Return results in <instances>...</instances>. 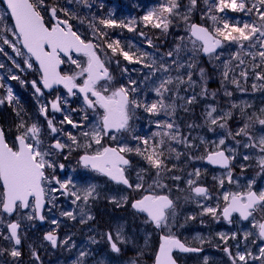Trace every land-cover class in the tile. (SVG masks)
I'll list each match as a JSON object with an SVG mask.
<instances>
[{
    "label": "snow or ice",
    "instance_id": "snow-or-ice-1",
    "mask_svg": "<svg viewBox=\"0 0 264 264\" xmlns=\"http://www.w3.org/2000/svg\"><path fill=\"white\" fill-rule=\"evenodd\" d=\"M6 7L3 9L4 15H0V39L2 43L12 48L17 56L26 55L24 64L29 69L33 68V59L39 66L40 83L45 89H53L55 86H63L67 92V97H82L83 107L79 109L83 112L82 119L89 121L87 125L74 121L69 114H65L61 124L67 123L73 128H79V136L83 137L81 141L77 135L71 132H64L63 129L54 125L53 119L48 118V106L41 105L39 112L47 121L49 132H44L42 126L38 122L28 123L22 115V109L18 108V99L14 97L11 87L6 88V94L0 97V106L7 103L13 107L19 118L16 125V135L9 141L3 128H0V229L6 228L7 234L0 230V238L9 241L12 245L10 250L0 249V255L5 251L16 260L21 256L19 245L21 244V221H44L45 216L42 214L45 205L50 204L56 207L55 201L59 192L61 195L71 197L72 204L76 205L77 211H62L61 215L69 219L76 220L79 216V222L86 224L88 221L94 220L95 217L91 213V201L98 199L95 185H85L82 191L77 190L76 181L71 178L61 179L54 175L57 167L64 169L63 164H59L54 156L62 154L65 148L69 152L77 148H84L85 153L79 159V163L85 169L107 177L116 184L124 185L125 188L133 191L144 190L147 194H142L138 199L131 203V208L137 214H145V223L154 225L156 229L164 232L159 238L158 249L154 252L153 264H177L176 258L173 256L175 251L182 253L199 252L202 249L190 247L182 242L175 234L171 232V221L174 220L175 202L167 194H161L155 191V188H167L166 184L161 182L162 174L171 171L167 165V159L171 158L172 153H176L178 159L181 155L171 146L170 142L183 144L186 148L194 147L187 137L181 135L178 125L172 117L175 116L177 104L173 96H166V93H176V87L170 85H179L185 83L183 76H177L174 79L171 76L159 78L160 83L153 88L157 97L154 101L149 102L147 99L140 100L135 93L140 89V85L136 80L128 78L127 84H117L116 77L109 71V64L115 62L119 66V61H113L108 56V50L112 56L117 53L129 63L141 64L142 67L148 68L149 72L144 75L145 81L154 76L157 72L168 73L170 65L164 61L157 64L155 59L149 60V53L132 52L121 47L119 39L105 40L108 33L101 28H97L92 24L93 38L102 40V44L94 43L91 40L86 41L82 36L73 30L68 19H61L58 16V8L50 6L48 0H2ZM83 4L85 7H91L89 0H70ZM208 4V11L212 13L215 8L216 12L224 13L226 9L233 13L241 12L246 15L255 14L257 19L254 21H239L235 18H229L227 15L217 16L215 14L208 15V19L212 22V27L198 25L190 21V15L197 7V0H188L185 11L181 12L182 5L179 0H164L158 8H153L143 15L142 20L145 27L151 26L154 29H161L164 33L168 32L169 25L173 23V18L183 21L185 31L188 33V43L191 45L189 49L193 53V58L198 53H203L209 57V60H220L222 55L217 50L224 46L223 42L235 43L237 50L232 54L230 61L223 62V80L229 81L230 73L235 69H239V76L247 81L249 72H251L255 80L264 81V0H213L209 4V0H204ZM59 11L64 12L71 19L74 13L60 8ZM45 14L53 23L46 22ZM10 15L14 21L12 28H8L4 24L5 16ZM79 18V17H77ZM99 24L103 28L127 27L129 32L136 31V21L128 24L117 23L115 19H100ZM11 33L13 39H9L5 33ZM138 35L145 37L143 31ZM181 43L178 44L174 51L166 53L175 64L177 69L185 67L179 61L180 52L188 47L185 44V37L178 38ZM145 42L148 47H155L151 37H146ZM17 45H22L23 51ZM99 50V51H98ZM3 48H0V52ZM76 54V56L73 55ZM99 53H103V56ZM77 57H83V60ZM175 57V58H174ZM244 57L249 58L246 60ZM66 58V59H65ZM236 61L235 65L230 68L231 61ZM75 65L76 71L72 74H62L60 66L64 63ZM4 65L0 64V68ZM19 68V64L16 65ZM195 67V64L189 62L188 69ZM261 69V71H257ZM200 79L205 81L210 78L206 75L204 68L198 69ZM128 72L126 67L121 68V74ZM12 80H19L17 75H10ZM2 79V78H0ZM79 81V82H78ZM231 83L239 87V81L235 75H232ZM24 84V81H20ZM155 84V81H153ZM187 83L192 86L191 71L187 72ZM5 85L0 83V88ZM31 87L37 96H42L43 92L38 87V82L33 80ZM253 89H257V85H252ZM264 87V85H261ZM226 96L231 97L232 93L225 89ZM201 95H208L207 87H203ZM213 97L215 94H212ZM67 97L57 96L50 101L51 110L53 112H62L63 105L68 104ZM197 97L194 95L187 98L186 104H192ZM171 101V102H168ZM238 107L232 104V108ZM143 109L144 112L152 116H159L163 113L169 117L168 121L156 122V127L160 131L153 132L151 137H142L133 135L132 139L137 140L139 145L130 147L126 140H123V133L131 132L130 121L137 115V109ZM88 110L94 115L95 120L89 119ZM188 111V108H184ZM76 111V109H72ZM261 114H248L245 109H241L242 116L246 117L242 126L232 131L228 128L227 121L233 118L231 110L218 113L217 107L209 105L205 110V124L209 131H215L216 128L226 130L225 136L218 141L213 142V147L206 149V156L200 159H206L209 164L217 165L227 170L226 179L229 184H236L237 190H227L220 194L218 200L222 198V207L217 203L216 207L207 206L199 203L202 209L201 214H209L214 220L219 221L221 218L233 223V215L237 214L241 221H250L251 226L255 229L253 232H245L244 239L249 236L264 241V216L256 217L258 211L264 213V189L258 191L253 190L254 180H248L246 184L241 185L239 179H234L232 174V161L236 159V149L226 144V138H231L246 150L242 154L244 161L250 159L256 160V165L261 173H264V109ZM215 114V115H214ZM259 125L261 133L259 136L254 135L255 125ZM193 127V125H189ZM67 135V142H62L57 138V134ZM49 137L55 138L54 142L46 143ZM240 137V140L236 138ZM107 138L112 141H118L117 147L102 144ZM158 138V139H157ZM122 141V142H121ZM201 143H207L201 141ZM93 144L99 147L92 149ZM75 146V148L73 147ZM167 146V147H165ZM168 153V156L165 153ZM135 153L140 156L150 169H155V176L152 183L145 187V174L148 169L140 168L136 172L135 183L130 182V178L126 173L132 167L131 161L126 157V153ZM226 153H229L226 155ZM67 159V155L64 157ZM248 165L241 164L240 168L243 172ZM53 170V174L49 175L48 170ZM259 174V173H258ZM200 176V170L189 174L186 183L194 197H201L204 200L210 199L209 191L203 186H198L196 180ZM225 178L219 179L220 187L224 186ZM172 180H180L179 176L173 175ZM55 185H58L56 187ZM192 197H186L191 199ZM128 201L127 196H122L119 200L110 198L109 202L116 204L117 207L124 206ZM27 210V211H25ZM17 214L18 219L15 221H6V216ZM194 217H189L192 219ZM53 224L59 222L55 219L51 221ZM219 237L227 244L228 237L220 233ZM71 237L65 238L60 243L67 245ZM103 239L108 244L112 253L120 254L121 244L129 243V239L125 236L122 225L117 224L113 231L103 234ZM231 239H236V235L232 234ZM44 240L48 241L53 248L58 247V237L54 231H49L44 235ZM90 242L95 244L97 241L94 237H90ZM256 240H253L255 243ZM147 243V241H146ZM75 247V244L72 245ZM238 247V246H237ZM223 251L228 255L232 264H249V261H260L264 264V246L259 247L258 254L251 251L241 252L237 250L233 254L229 247H224ZM89 252L81 249L77 260L74 264H87L86 258ZM32 256L39 261L40 257L36 251H32ZM205 264H208L207 257L204 258ZM16 264H19L16 260ZM129 264H139L137 260H132Z\"/></svg>",
    "mask_w": 264,
    "mask_h": 264
},
{
    "label": "rangeland",
    "instance_id": "rangeland-1",
    "mask_svg": "<svg viewBox=\"0 0 264 264\" xmlns=\"http://www.w3.org/2000/svg\"><path fill=\"white\" fill-rule=\"evenodd\" d=\"M162 1L164 2V0H161V2L160 0H158L159 4L162 3ZM179 1L184 6L181 12H184L188 0H186V2L185 0ZM159 4L155 3V6ZM72 6L76 10V14H79V16H81L82 11H84V5L75 2V4H73ZM204 13L207 14L206 12ZM204 13H202L200 6L197 4L196 9L193 10L190 15V21L194 23L196 21H200L202 24H206V15ZM179 21L180 23L176 24L177 27H170V31H172V35H176L175 39L173 40L175 46L181 43L178 38L182 36L185 37L184 43L188 44V47L181 51L179 55V61L183 63L185 67L177 69L175 64L171 66L168 62L169 60H166V62L170 65L169 72H157L154 76L146 81L148 83L147 86L150 90V93L152 94V96L156 97L153 88L160 83L159 78L171 76L175 81V78L179 75L183 76L185 79V83L179 85H170V87H176L177 89V92L175 93V101L177 107L181 109L180 111L183 112V115L180 116V120L186 121L184 132L189 128L186 137L189 139L190 143L194 145V147L186 148L182 144V150L180 151L181 155L178 158L179 161H181L182 170L180 171V175H176L181 179L178 181L172 180L170 179V177H172L171 174L166 173V177L164 176V174H162L161 182L163 184H166L167 188H155L156 192L167 194L169 195V197H172L176 201H178L177 207L175 209L176 215L174 217V220L171 221V232L176 236L178 235V223L183 213L181 202L183 204H188V200L186 198L184 200H182L181 198V186L188 187L186 181L189 178V174L194 173L197 169H199V178L197 179L194 175L191 177L192 179L196 180V184L206 181H214L213 184L217 186V189H222V187H220L219 183L215 181L226 177L225 173L222 172H220V174L218 175L214 174L216 170L213 169L214 171H212V169L206 166V164L204 163V159H200V157L206 156V149L213 147V142L218 141L221 137L225 136L226 132V130H221L219 128H216L215 131H209L208 126L204 123V113L207 107L209 105L216 106L218 113L221 114L223 112L231 110L233 118L227 121V125L228 128L232 131L237 130V128L242 126L246 120V117L242 116L241 114L242 108L245 109L248 114L256 115H260V110L264 109V87H261V85H264V81L255 80V77L251 72H249L247 81H245L243 77H240L238 79L239 87H237L236 84L230 82L232 77L229 78V81L223 80L222 70L218 66V62L221 59L228 58L232 52H235L233 51V44L232 46L229 45V42L228 45L225 44L224 48L220 51L222 53L220 60L210 61L209 57L205 59L202 56V52L196 54L195 58H193V53L189 50L191 48V45L188 43V33H186L185 31V25L183 21ZM79 32L82 35V38L85 39L86 36L87 39L95 40L93 38V33H91L90 31H82L81 28V31ZM5 35H7L9 39H13L10 32L5 33ZM1 40L2 39H0V41ZM159 44L161 46L168 47L169 42L162 41ZM17 46L20 47V45ZM8 48L9 51H13L11 47L8 46ZM170 49H166V53L172 51ZM13 53L15 54L16 58L12 59L13 63L16 64L18 63V61H22V67L19 69L23 70V72L28 77V79H26L27 81L25 82V79H23L21 76H18L19 80H17L15 84L18 85L21 80L24 81L25 83L23 84L21 90L25 91L31 102L38 107V110H36L37 114L35 115V118L26 121L28 123L38 122L42 126V129L44 128L47 133L49 132L47 128V121L43 119L42 115H40L39 108L41 107V105H43V102L48 100L42 99L40 96L38 97L34 93V89L31 87V82L36 77V71L33 68L29 69L27 65L24 64V60L27 58L26 55V57L24 55L17 56L15 52ZM166 56L167 55H165V58ZM244 58L246 60L249 59L247 57ZM189 62L194 63L195 67L188 69L187 65ZM23 65H25L26 67H23ZM201 67L205 69L206 75L210 76V78L205 81H202L200 79V73L198 69ZM188 71H191L192 81L195 82L192 86H189L187 83ZM257 71L259 72L261 71V69H257ZM237 73L239 74V72ZM118 74L119 73L117 72V75ZM118 76L119 77H117L115 81L118 85L126 83L124 75L122 76V74H119ZM153 81H155V84L153 83ZM254 83L257 85L256 90H254L252 87ZM205 86L207 87L208 95L203 96L201 95V92L203 87ZM8 87H10V85ZM225 89L232 93L231 97H228L224 94ZM213 93L215 94L214 97L212 95ZM5 94H2L0 92V97H3ZM13 94L15 97V95L18 93ZM194 95L197 97V99L190 105L186 104L187 98H190ZM18 102L20 101L18 100ZM232 104H236L238 107L232 108ZM185 107L189 110L185 111ZM11 108L13 107L9 106L7 103L0 106V119L5 118L6 121L3 120L5 124L6 122H9ZM88 114L89 119L94 121V115L91 112ZM50 119H53L54 125L58 128L63 129L64 132H71L74 135H77L78 138L83 141V137L79 136V128H73L67 123L61 124L57 118ZM153 121L158 122L159 120ZM88 123L89 121L82 122V124L85 125H87ZM189 125H193V127L190 128ZM74 129L76 130L74 131ZM11 133L13 132L11 131ZM260 133V126L257 124L254 128V135L259 136ZM134 134L135 130L134 128H132V125L130 133L126 132L122 134L123 140H126L128 146L130 147H133V143L135 142V140L132 139V136ZM15 135L13 136L15 137ZM57 138H65L66 142L68 144H71V141L68 140L67 135L58 133ZM236 139L240 140L241 138L237 137ZM202 140L206 141L207 143H201ZM50 141H52V137H49L48 140H46V142ZM118 143V141H112L109 139H104L102 141V144H106L112 147H117ZM226 144L236 149V159L232 162L235 166L234 171H236L237 175L245 173V179L264 178V173H261L259 169L252 167V165H256L255 159L244 161L242 158V154L245 151L251 150H246L240 145H237L236 142L231 138H226ZM73 147L75 148V146ZM97 147L99 146L93 144L92 149H90L89 151L94 150ZM83 153H85V150L82 147L77 148L71 152H69V149L67 148L66 152L63 154V157L58 160V163L63 164L65 167L63 170H60L57 167L55 173L60 175L61 171H64V177L66 178L70 176L71 179H74L78 186L77 190L80 191H82L83 187L86 184L95 185L99 196L98 199L90 202L91 213L95 217V219L88 221V223L86 224H81L79 222L78 215L76 220H72L65 216H62V211L70 210L76 212L77 208L76 205L72 204L71 197H66L57 192L55 193V195L57 196V200L55 201L56 207L53 208L50 204H47L48 207L45 211L47 226L45 228L38 229V225L35 223V221H28L26 219L21 221V225L23 227V234L21 235V239L23 241L25 249L31 251V255L32 251L35 250L36 254L42 257L40 258L42 264H74L81 249L86 250L90 253L86 258L87 264H129V262L132 260H137L139 264H153L154 252L156 251V249H158L159 246V237L160 235L165 234V232H167L168 230L165 229L164 232H162L161 230L152 227L149 223H145V219L142 216L135 214L130 208V205L134 199H138L142 194L147 193H145L143 189H141L140 191H126L124 189H120L117 186H114L112 183L104 180L98 174H90V172L82 170V168H80L79 166L78 157ZM65 155H67V159L64 158ZM125 155L127 157H131L134 160L135 166L130 170L132 177V179L130 180L132 183H135L136 172L140 168H145L142 164L138 163L137 158H135L132 153H126ZM135 156L137 157L136 154ZM56 157L57 156H54L53 159H55ZM241 164L248 165V167H246L247 170H244L243 172L239 171L238 169H240ZM50 171L51 173H53V170L50 169ZM257 172L259 174H256ZM154 176L155 173L150 174L149 172H147L145 174V187L152 183V178ZM243 178V176L239 177V179ZM122 196L128 197V201L126 204H124V206L117 207L116 204L109 202L110 198H116L117 200H119ZM192 196L194 195L192 194ZM4 218L6 221H14L18 219V216L16 214L14 220H9L6 217ZM53 219L57 220L59 223L53 224L51 222ZM117 224L123 226L125 236L129 239V243L121 244V253L115 255L111 252L108 244L103 239V234L109 231H113ZM0 230L4 231V233L7 234L6 228ZM46 230L54 231L55 233L60 234V236L62 237L61 241H63L65 238L71 237L67 245H63L60 243V250L58 251V253L60 254L57 256L52 255L43 239L41 240V238H39V235L41 236L42 231ZM90 237H94L97 243H91ZM7 244L8 246H6ZM73 244H75V247L72 246ZM11 247L12 245L9 243V241L0 238L1 249L4 248L10 250ZM66 251L67 255L71 256V259L69 260V262L66 261V263H60L59 260ZM6 253L7 256L1 258L0 264H16V260H18L19 264H29L25 258H23V261H21V257L14 260V258H12L7 251ZM32 259H34V257Z\"/></svg>",
    "mask_w": 264,
    "mask_h": 264
},
{
    "label": "flooded vegetation",
    "instance_id": "flooded-vegetation-1",
    "mask_svg": "<svg viewBox=\"0 0 264 264\" xmlns=\"http://www.w3.org/2000/svg\"><path fill=\"white\" fill-rule=\"evenodd\" d=\"M89 3L91 4V7L89 8V7L84 6V11H82V14H81V17H82L81 23H83V25L85 26L86 28L85 31H90L91 33H93L91 25L95 24L97 28H101L104 32L108 33V36L104 38L105 40H110V39L125 40L123 44V48L125 50L136 52V48L142 47L140 45H137L135 40H132L130 38V34L132 36L133 35L132 33L136 34L137 32H129L128 30H125L126 34L124 36L119 37V27L103 28V26L99 24V20L100 19H115L117 23H120V21H122L125 24H128L131 20H134L137 22V25L139 26L141 25V22H143L142 20L143 11L147 12L153 9L152 0H89ZM69 7H72V6H69ZM137 12L139 13V16L134 18ZM62 17H65V16H62ZM61 19H64V18H61ZM45 20L46 22L53 23L52 21L49 20V17L47 14H45ZM68 21L71 25H73V23L69 19ZM150 27L151 26H148L146 28H150ZM74 29L76 30L75 27ZM137 36L139 35L137 34ZM85 40L88 41L91 39H87L85 36ZM91 41L97 44L103 43L102 40L95 39ZM148 49L150 50V47H148ZM10 53H11V56L14 58L15 54L13 53V51H11ZM99 54L103 56V53H99ZM74 56H76V54ZM108 56L109 57L111 56L113 61L118 60L120 62L119 66L115 62L109 64V71L112 72L116 78L119 77L118 76L119 74H121V68L126 67L128 69V72L123 74L126 79V83L124 84H127L128 78L130 77L132 79V75L130 71L132 67H136V65L134 63H129V61L124 60L123 57L120 56L118 53L116 56H112V53L110 50H108ZM77 58L80 60L84 59L83 57H77ZM167 58L171 60L169 57ZM148 59L150 60L151 58H148ZM62 65L63 66L60 70L62 74H72L74 71L77 70L75 65L69 64L67 62ZM19 66H22V63H19ZM117 67H118V70H117ZM35 70L39 78L37 82L40 87V82H39L40 73L38 72L37 66L35 67ZM117 72L119 73L118 75H117ZM42 92H43V95L40 97L42 99L48 100V101L43 102V105H47L49 109L47 113L48 118H57L61 122L63 120L64 115L69 114L70 117L78 123H82L84 121L82 119L84 114L83 112L79 110L83 107L82 97H79V96L67 97V92L62 87L56 88L49 94L44 93L43 90ZM57 96H60L62 98V101L64 97H67L68 99L67 105H63V102H62V108H63L62 112H53L51 110V105L49 102L54 100ZM72 109H76V111H72ZM90 111L91 110H88V113ZM43 119L45 118L43 117ZM75 130L76 129H74V131ZM54 139L55 138H52V141L46 142V143L54 142ZM60 140L62 142H66L65 138L60 139ZM66 149L67 148H65L63 153L59 154L55 158V160L57 161L60 160V158L63 157V154L66 152ZM83 154H86V153H83ZM80 156L78 157V161H79ZM234 167L235 166L232 163L233 178L239 179L240 176L244 177L243 179H239L241 185L246 184L248 180H254L255 183L253 185V190L258 191L260 189H264V178L245 179V173L241 175H237L236 171H234ZM252 167L259 169L257 165H252ZM238 170L241 171V168ZM220 172L222 171L216 170L214 174L218 175L220 174ZM226 172H222V173H225L226 175ZM48 173L49 175L53 174L51 173L50 169L48 170ZM256 174H258V172ZM54 175L61 179L71 178L70 176L65 178L64 171H61L60 175H58L57 173H54ZM218 181L219 180H216L215 182L219 183ZM108 182L112 183L110 181ZM213 183L214 181H206V182L197 184L198 186H203L208 189L209 195L211 198L207 200H204L201 197L192 196L193 193L190 192L188 187L181 186L182 200H184L186 197H192V198L187 199L188 204H183L181 202L183 213L178 223L177 238H179L182 242H184L186 245L190 247H196L202 250L199 252H189V253L181 252V253L174 254L178 264H205V260H204L205 257H207L208 264H232V261L229 259L228 255L225 254V252L223 251L224 247L226 246L229 247L230 251L233 254H235L237 250H239L241 252L251 251L255 255V254H258L259 247L264 246V241L258 240L255 237V235L249 236L247 240L244 239L245 232L255 233L256 230L252 228L250 221H241L237 214L233 215L234 222L231 224L224 221L222 218L219 221H216L209 214H203V215L201 214L202 209L199 207V203H202L207 206H212V207H216L217 203H219V205L222 207L223 205L222 198H220L219 200L217 199L220 196V194L227 190H232V191L237 190V185L235 183L229 184L227 182V179H225V183L222 189H217V186H215ZM255 215L259 219L262 216H264V213L258 211ZM189 217H194V218L189 219ZM220 233H223L228 237L227 244H225V242L220 239L219 237ZM232 234L236 235V239H231ZM254 239L256 240L255 243H253ZM249 264H260V261L250 260Z\"/></svg>",
    "mask_w": 264,
    "mask_h": 264
},
{
    "label": "trees",
    "instance_id": "trees-1",
    "mask_svg": "<svg viewBox=\"0 0 264 264\" xmlns=\"http://www.w3.org/2000/svg\"><path fill=\"white\" fill-rule=\"evenodd\" d=\"M185 2H186V0H185ZM212 2H213V0H209V4H211ZM48 4L52 5V6H56L58 8V12L62 16H65L69 19V17L66 16L64 14V12L59 11V9L64 8V9L69 10V8H72L69 6H72L73 4H75V2H70V0H48ZM197 4L200 6L202 13L206 12L207 14L204 13L206 15V17H205L206 18V21H205L206 24H202L200 21H196V23L203 25V26H206V27H209V28L212 27V22H211V20L208 19V15H210V14H215L218 17L227 15L229 18H235L236 20H239L241 22H243V21H254L257 19L255 14L246 15L245 13H241V12L233 13L228 9H226L224 13H220V12H216L215 8H213L212 13H209V11H208L209 5L205 4L204 0H197ZM0 10L3 12V8L1 7V5H0ZM1 11H0V15H2ZM71 12L74 13V16L70 19L73 22V24L77 25L78 23H81L82 17L79 16V14H76V10L73 9ZM3 15H4V12H3ZM77 17H79V18H77ZM177 19L178 18H173V23L169 25V29H168L167 33H164L161 29L145 28L144 27L143 30H141V31H143L145 33L146 37H151L153 45L155 47H153V49L151 51H148L147 49L141 47L140 49H138L137 52H144V53L150 52L149 56L152 59H155L157 64L161 63L162 60L165 59V54H166L165 50L171 48L170 50L174 51L176 48L175 45L170 44V42H172L173 39H175L176 35L170 34L169 30H170V27H172V26L177 27L176 24L180 23V22H178ZM4 20H6L7 25L10 24V20H9L8 16H5ZM131 21H134V20H131ZM120 23L125 24L122 21H120ZM135 27H136V31H137L138 30L137 25H135ZM125 30H127V27H124V28L119 27V37L124 36L126 34ZM136 31H133V32H136ZM132 34H133L132 36H135V33H132ZM130 36H131V34H130ZM136 40L143 45L146 43L145 41H140L137 38H136ZM120 41H121V46L123 48V44H124L125 40L120 39ZM162 41L169 42V46L168 47L161 46L159 43H161ZM224 42L226 45H228V41H224ZM232 44L234 47L233 51H236L237 45L235 43H229V45H231V46H232ZM232 54H233V52L231 53V55L228 58L221 59L218 62V66L221 68L222 72L224 70L223 69V62L230 61L232 58ZM0 64L4 65L3 68H0V78H2V79H0V83H3L5 85L4 88H0V92L2 94H5L6 88L10 85V87L13 90V93H18L15 95V97H17V99L20 101L17 106H18V108L23 110L22 115L24 117H27V118L35 116L37 114L35 105L31 102L27 93L25 91H22L21 89L19 90V88L16 85H14V83L9 78L10 77L9 74L11 73V71H10V73H8L7 71H5V68L11 69L12 66L10 65V62L7 59H5L4 57H1V53H0ZM134 64L136 65L135 73H140L141 75H145V73L148 72L147 68L146 69L144 67L141 68L142 67L141 64H136V63H134ZM234 65H235V61L232 60L231 64H230V68L233 67ZM138 67H139V69L141 68L140 72L137 71ZM237 72H239L238 69H235L233 73H230L229 78H231L232 75H235L237 80H238L240 78V76ZM24 78L28 79L27 76H24ZM137 83L140 85V89L137 93H135V95L140 100L147 99L149 102H151V101H154L155 99H157V97L152 96V94L150 93V90L147 86V84H148L147 82H145L143 84V82H140V80H139V81H137ZM166 96H173V98L175 99V93H166ZM168 102H171V101H168ZM180 110L181 109H179L177 107L175 116L172 117V119H174L176 124L178 125L181 135L186 137V134H187L189 128L184 132V126L186 125V121L180 120V116L183 115V112ZM16 117H18L16 114V111L14 110V108H11L9 122H6V124H5L3 122V120H5V118L0 119L1 125L4 129V131L6 132V135L7 136L9 135L10 138L16 134V125L19 122V120H15ZM153 120H159L160 122H164V121H168L169 117L165 116L163 113H161L159 116L154 117V116L149 115L148 113L144 112L142 108L137 109V115L132 120V124H134L133 128H135V135H139L142 137H151V134L153 132L160 131V129H158L156 127V121H153ZM10 130L13 133H11ZM170 143H171V146L176 149V152L181 154L180 151L182 150L181 148L183 145L175 143V142H170ZM138 145H139V142L137 140H135V142L133 143V147L138 146ZM139 146L143 147V145H139ZM165 147H167V146H165ZM132 154L135 158H137L138 163L142 164L145 169H148V172L150 174L155 173V169H150L149 165L140 156L137 155V157H136L134 152ZM165 155L168 156L167 151H166ZM130 161H131V164H133L132 163L133 159L131 157H130ZM166 162H167L168 168L171 169V171L166 172L167 174H171L172 176L180 174V171L182 170L181 169V161H179V159L176 158V153H172L171 158L167 159ZM166 173H164L165 177H166V175H165ZM39 238H41L40 235H39ZM41 240H42V238H41ZM6 246H8V244ZM2 249H4V248H2ZM22 249H23L24 254L21 257L22 258L21 261H23V258H25L29 264H37V262L31 258V254H30L31 251H29L28 249H25L24 245H22ZM6 256H7V253L5 251L3 255H0V260H1V258H4ZM66 261L67 260L64 258V256H62L59 260L60 263H62V262L66 263Z\"/></svg>",
    "mask_w": 264,
    "mask_h": 264
},
{
    "label": "water",
    "instance_id": "water-1",
    "mask_svg": "<svg viewBox=\"0 0 264 264\" xmlns=\"http://www.w3.org/2000/svg\"><path fill=\"white\" fill-rule=\"evenodd\" d=\"M1 2H2V0H1ZM2 4H3V2H2ZM3 6L4 7H6V5L5 4H3ZM13 21V20H12ZM13 25H14V21H13ZM221 49V48H220ZM220 49H218L217 51H219ZM25 52H26V50H25ZM202 56L204 57V58H206L207 56H205L203 53H202ZM34 60V59H33ZM42 87H43V84H42ZM58 86H55L54 88H57ZM53 88V89H54ZM53 89H51V90H49V89H45L44 88V90L46 91V92H51ZM1 128V127H0ZM205 163L207 164V165H210L212 168H215V169H222V170H226V169H224V168H221V167H219V166H217V165H212V164H209L208 162H207V160L205 159ZM46 206V205H45ZM26 211V210H25ZM135 211V210H134ZM15 214V213H14ZM14 214L12 215V216H10V217H13L14 216ZM42 214H44V211H43V213ZM145 215V214H144ZM9 217V216H8ZM37 222L41 225V226H43L44 224H45V220L44 221H39V220H37ZM58 237V236H57ZM46 241V240H45ZM47 243H49L48 241H46ZM50 244V243H49ZM19 246H21V244L19 245ZM53 248V247H52ZM57 248V247H56ZM56 248H53L54 250H56ZM175 252H179V251H175Z\"/></svg>",
    "mask_w": 264,
    "mask_h": 264
},
{
    "label": "bare ground",
    "instance_id": "bare-ground-1",
    "mask_svg": "<svg viewBox=\"0 0 264 264\" xmlns=\"http://www.w3.org/2000/svg\"><path fill=\"white\" fill-rule=\"evenodd\" d=\"M76 27H77V29H78L79 31H81V28H82V31H84V30L86 29L85 26L83 25V23H78V24L76 25ZM137 71L140 72V69L137 68ZM130 72L133 73L134 71L131 69Z\"/></svg>",
    "mask_w": 264,
    "mask_h": 264
}]
</instances>
